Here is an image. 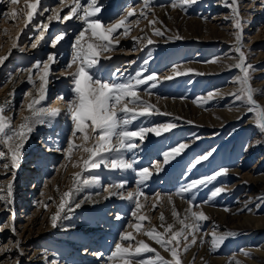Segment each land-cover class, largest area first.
<instances>
[{"label": "rangeland", "instance_id": "rangeland-1", "mask_svg": "<svg viewBox=\"0 0 264 264\" xmlns=\"http://www.w3.org/2000/svg\"><path fill=\"white\" fill-rule=\"evenodd\" d=\"M33 2L34 0H23L25 6H22V1L19 0L18 4H15L17 12L15 22L9 15L12 11L10 6L0 13V57L8 56L3 65H0V105L6 107L5 115L12 118L14 126H19L24 117L30 115L27 103L39 96L40 81L37 74L35 71L32 73L36 81L34 86L28 82V72L25 70L37 60L46 61L51 50L45 41H41L35 49L31 47V43L39 35L37 23L31 22L25 26L24 17L26 12L30 11L26 6ZM53 2L58 4L56 0ZM172 2L173 0H152L154 15L149 13L147 19L131 17L132 23L126 25L129 28L128 35H119L118 48L110 53H104L105 56L110 55L111 59L105 60L102 57L101 62L105 67L106 78L118 81H124L142 69L147 70L143 73L145 76L156 73L158 78L173 75L174 65L181 66V71L195 70L187 75L175 76L172 80L161 79L154 88L150 86L151 82L139 87L138 94L155 104L159 113L142 117L134 121L130 127L134 130L138 126L153 127L168 122L176 123L177 127L160 136L148 133L143 144L125 153V156L127 159L135 157L137 169L157 163L163 168L159 174L154 168L150 169L152 177L142 186L149 199L141 201L145 204L143 213L151 217V225L146 221L144 227L156 226L161 232L163 228H160V213H164L166 224L173 223L175 218L172 216V206L166 201L155 211L151 209V204L156 202L152 199L156 193L171 194L177 211L183 217L193 193H185L184 199L175 193L193 179L212 175L220 168L229 169L226 176H220L211 184L193 190L195 192L193 203L210 218L201 222L202 232L211 234L214 230L218 233L231 231L234 235L215 252L211 250L210 243L205 242L201 245L198 241L187 253L182 252V264H230V262L232 264L235 253L240 254V250H246L250 243L252 246H258L264 242L263 236L258 235V230L247 232L248 227L243 226L247 223L244 216L249 212L264 217V200L260 199L264 197V181L260 179L262 175L264 176V134L254 126L255 115L247 113L245 107L239 106L238 102L234 103L233 98L228 95L236 87L232 81L238 70L219 72L208 62L227 54L239 55L233 47L235 43L233 34L236 29L233 20L230 19L231 11L226 6V0H197V3L188 6L186 10L171 8ZM130 3L139 13L142 0H98V4L104 5L98 15L106 20H115L122 9L130 7ZM55 4L49 8H53ZM82 4H85V0H82ZM239 7L243 18L242 50L246 54L247 62L256 68L251 83L254 88L264 89V6H261V0H241ZM39 11L40 9H37V12ZM49 14L50 12L46 17ZM154 18L163 22L157 23L156 28L164 31L166 27L171 31H167L164 36L154 35L148 23ZM137 19L140 21L139 24L135 23ZM214 20L218 21L221 29L230 32L232 37L212 40L210 31L213 29L206 28V23ZM197 22L204 27V36L199 38L188 36V29ZM79 30H76L75 36ZM120 32H123V29ZM54 34L56 33L51 31L45 36V40ZM145 34L154 41L152 45H147L146 39L133 40V37H144ZM176 34L183 39H169ZM75 36L67 39V54L64 55L62 63V58L57 53L56 63L60 69L63 65L65 68L71 60L73 53L71 45ZM87 36L86 33V39ZM113 39L115 43L116 38ZM14 41L19 48H23V51L12 48ZM145 59L149 61L147 64L144 63ZM130 61L135 63L130 64ZM76 67L77 65L73 64L71 69L65 68L68 72L61 75L57 82H54L56 78L49 74L46 99L37 107H50L53 100L63 94L60 101L64 106L57 105L56 108L61 112L63 108H67L71 87V77L68 73L74 72ZM224 89L227 90L226 94L222 92ZM28 92H31L32 96H27ZM210 92H219L221 95L207 103H198L199 98L207 97ZM255 99L264 106V95H256ZM237 108L244 109L241 115L243 119L237 118L221 127L214 126L221 112L231 113ZM56 118L58 119L54 127H47L46 124L35 125L23 148L18 169L10 168L5 173L0 167V186L6 187L9 182L14 186L11 211L15 213L18 234L4 229L0 232V244L11 247V242L19 239L20 247L23 249V255L19 256L20 264H106V258L119 241V236L127 230L133 231L136 239L145 240L157 248L161 255L170 259V254L159 245L142 234L137 235L133 229L127 227L129 223L136 222L131 216L134 210L132 201L117 196L105 199L111 191L110 188L109 191H105V188L121 179H126L128 184L126 191L124 189L120 191L126 193L129 188L131 191L136 190L137 176L132 170H109L101 166L99 169L83 172L85 178L98 175L100 183L82 185L78 191H74L70 198L72 201L70 206L74 203H80L81 206L71 212L66 207L61 213L58 226L51 227L50 218L58 211L60 197L72 188L73 174L82 171L83 160L88 157V153L80 149L73 153L72 160L69 161L64 151L57 150L67 148L71 121L69 120L68 127L64 126L66 132L59 137L56 129L63 126V119L60 115ZM68 128L69 130H66ZM75 142L84 143L79 134ZM136 142L140 144L139 138ZM179 142L189 144V148L165 165L162 153L170 151ZM93 143V140H89L87 146L91 147ZM47 147L55 154L46 153ZM212 149H215V152L208 160L202 161L189 171L194 158ZM77 161L81 167H73ZM62 164L67 167H61ZM29 166L34 168L28 169ZM215 187H225L227 191L213 198L211 191ZM45 204L48 205L47 210ZM117 215L122 219L117 220ZM10 216V210L6 209L4 203H0V224L9 221ZM65 216L68 218L65 219ZM179 228L180 225L176 223L174 230ZM206 239L210 240V236ZM97 252L103 255L98 257L95 255ZM5 256L10 258L6 259ZM17 256V250L13 247L11 253H0V260H4V264H13ZM144 256L152 258L154 254L145 253Z\"/></svg>", "mask_w": 264, "mask_h": 264}, {"label": "snow or ice", "instance_id": "snow-or-ice-1", "mask_svg": "<svg viewBox=\"0 0 264 264\" xmlns=\"http://www.w3.org/2000/svg\"><path fill=\"white\" fill-rule=\"evenodd\" d=\"M241 0H226V6L231 11L230 19L234 22V40L233 45L235 52L238 56H228L224 59L232 60L233 63H226L225 70L237 69L238 74L233 78V83L236 85L234 90L228 95L233 98L234 103L238 102L239 106L246 108L247 113H253L256 117V126L262 134H264V106L258 103L255 99L256 95H264V89L254 88L251 81L253 79V73L256 68L253 64L247 62V57L243 49V18L240 14ZM12 5L17 3V0H10ZM60 4V8L42 7L41 0H34L33 3L28 4L26 7L30 11L26 12L24 17L27 23H30L36 16L38 7L40 8V15L50 12L46 17L47 22L44 20L37 21V30L39 32L38 37L31 43L33 49L37 48L41 41H45L52 48H56V45L65 39L67 30H63L59 33L50 36L45 40V31L49 28V24L53 21L64 23L68 20L75 19L81 22L80 30L75 36V39L71 45L73 53L70 62L65 65L66 69H71L73 64H76V70L69 72L71 77V87L69 89V99L67 101L66 116L71 121L70 137L67 141V148L57 150L64 151L65 156L69 161L72 160L73 153L80 149L88 153L87 159L83 160L82 171L73 174L72 188L66 191L60 197V203L58 205V211L54 213L50 218L51 227L56 228L58 221L61 219V213L65 208L71 212L75 208L81 206L80 203L72 204L71 197L74 191H78L80 186L89 184H99L100 177L93 175L88 178L83 176V172L90 169H99L103 166L109 170L128 171L132 170L137 179L136 190L123 192L121 189H125L128 181L121 179L119 182H113L105 191L109 192V196H117L120 199L132 201L134 203V210L131 212V216L135 219V223H129L128 228L134 230L139 235L142 234L152 240L156 245H159L161 249L170 254V259L165 258L157 250L152 247L145 240L136 239V235L133 231H123L119 236V241L115 243L113 250L108 254L106 258V264H182V252L187 253L191 247L197 245L198 241L202 245L205 242L210 243L211 250L216 251L220 246L230 237L234 235L233 232L228 231L224 233H218L215 230L209 234L202 232V223L209 220L208 215L193 203L195 192L193 190L200 187L207 186L215 181L220 176H226L229 172L227 168H220L212 175H207L199 179H193L187 185L182 186L176 193L181 199H184L185 193H193V197L189 198V207L184 210L183 217L175 207L173 196L171 194L161 195L156 193L152 198L155 203L151 204V209L155 211L158 206H162V202H167L172 206V216L175 218L173 223H165L164 213L161 212L159 219L161 221L160 228H163V232L158 231L156 226L144 227V223L147 221L151 225V217L143 213L145 204L141 201H148L149 197L143 191L142 186L151 179L152 171H163V168L157 164H150L148 167H142L137 169L135 167L137 160L135 157L127 159L125 153L139 148L145 140L148 133H152L155 136H160L165 132H169L177 127L174 122H168L153 127L138 126L136 129H132L130 126L132 123L142 117H150L159 113V109L155 104L150 103L148 100L143 99L138 94V89L141 85H148L151 82V87L154 88L161 79L172 80L175 76H183L188 73L194 72V69L180 70L179 65H174L172 68L173 75H168L162 78H158V74L150 73L145 76L143 73L147 71L142 69L137 71L134 76L124 80H110L105 76V67L101 62V58L105 60L111 59V56H105L104 53H110L116 50L119 46V35L127 36L129 28L127 24L132 23L131 17L139 16L142 19H147L149 13H153L152 0H142V7L139 13H137L135 7H128L122 9L121 13L115 20H106L104 17L99 16L104 5L98 4V0H85V4L81 3V0H72L71 5H66L64 0H57ZM197 3V0H173L171 8H180L186 10L188 6ZM69 7V11L61 16L60 12L64 7ZM261 6H264V0H261ZM9 15L13 18V22L17 17V12L12 10ZM139 19L135 23L139 24ZM149 26L152 28V32L156 36H164L167 31H171L165 27L164 31L156 28L157 23L163 24L158 18H154L148 21ZM123 29V32L120 30ZM143 31V30H141ZM86 33L88 34L86 39ZM115 43H114V39ZM146 39L147 45H152L154 41L150 36L145 34L144 37H133L134 41ZM169 39H183L182 36L176 34ZM146 45V46H147ZM12 48H19V45L14 41ZM23 51V48H19ZM11 49L9 50V55ZM8 59V56L0 57V65H3L4 61ZM57 62V53H49L46 61L37 60L34 64L25 71L28 72V82L35 86L36 81L33 79V71L37 74L40 84L38 88V98H32L27 103V109L30 115L24 117L23 122L19 126H14L12 118L5 115L6 107L0 105V167L5 170L10 168L18 169L21 163L22 151L25 143L30 138V134L34 130L35 125L44 124L59 116L61 110L58 108H51L38 105L42 104V101L46 99V86L48 83V77L50 73V66ZM149 61L145 59L144 63ZM210 63L222 62L221 58H214ZM130 64L135 61H130ZM118 71V70H117ZM203 75V73H197ZM115 75V73H113ZM121 75H123L121 73ZM27 96H32L31 92L26 93ZM221 95L219 92L208 93L207 97L199 98L198 103H207V101L214 99L216 96ZM59 99H63L61 94ZM231 110V108H230ZM237 110H239L237 108ZM167 115V113H164ZM243 119V116L238 117ZM191 123V121H189ZM83 139V144H77L75 138ZM139 138L140 144H137L136 140ZM198 139V138H197ZM93 140L94 143L91 147L87 146V142ZM189 148V144L179 142L176 146H173L170 151H164L162 153L164 164H168L171 159H175L181 155L184 150ZM6 149V150H5ZM215 149L208 151L205 154H201L194 158V162L191 163V168H195L202 161H206L213 155ZM66 168L67 165H61ZM73 167H81L79 161L73 164ZM14 180V172H13ZM57 190L58 187H57ZM225 187H215L211 191V196L214 198L221 193L226 192ZM13 192L14 186L12 182H9L6 187L0 186V203H4L6 209L10 210V220L0 224V232L4 229H8L13 234L18 235L15 227V213L11 211V205L13 204ZM53 199V198H49ZM260 199L264 200V197ZM47 210L48 205H44ZM196 209V210H194ZM229 211V209H225ZM65 219L68 217L65 216ZM117 220L122 219L120 215H117ZM178 223L180 228L174 230L175 224ZM210 236V240L206 238ZM12 246H4L0 244V253H11L14 247L17 250L18 256L13 261V264H20L19 256L23 255V249L20 247L21 241L19 239L11 242ZM243 255L250 256L251 253L243 249L240 250ZM145 253H152L154 257L146 258ZM95 255L102 256L103 253L97 252ZM6 259L10 258L5 256ZM0 264H4V260H0ZM231 264V262H230ZM234 264H242L240 261H235Z\"/></svg>", "mask_w": 264, "mask_h": 264}, {"label": "bare ground", "instance_id": "bare-ground-1", "mask_svg": "<svg viewBox=\"0 0 264 264\" xmlns=\"http://www.w3.org/2000/svg\"><path fill=\"white\" fill-rule=\"evenodd\" d=\"M18 1L17 0V4H18ZM22 3L21 5L22 6H25L24 3H23V0H21ZM55 0H41V5H44V7H48L51 6V5H54L55 3L53 2ZM57 1V0H56ZM64 3L66 5H71L72 3V0H64ZM81 3H82V0H81ZM11 7L12 10H15L16 11V7L15 5H12L10 3V0H0V13L2 12L3 9H5L6 7ZM56 6V7H55ZM55 8H60V4H55ZM131 7V3L129 5ZM141 7V6H140ZM24 8V7H23ZM38 9H40L38 7ZM51 9V8H49ZM256 9V8H255ZM69 11V7H64L63 10L60 12V15L63 16L65 15L67 12ZM252 11V10H251ZM48 12L44 13L43 16L40 15V11L36 13V16L34 17V19L31 21L33 23H37L38 20H45V17L47 15ZM255 13V12H254ZM247 14H249L247 12ZM251 15V14H250ZM30 22V23H31ZM194 26H192L191 28L188 29V33L187 35L188 36H192L193 38H199L201 36H204V27L201 26V24L199 22L193 24ZM81 27V22L80 21H76L75 19H71V20H68L64 23H59V22H56V21H53L49 24V28L45 31L44 35L46 36L48 33H50L51 31H53V33H59L63 30H67V35L65 36V39L63 41H60L57 45H56V48H52L50 46V53H58L60 54L62 60H61V63L64 59V55H66L67 53V50H66V45L68 43V38H72L73 36H75L74 34L76 33V30L77 29H80ZM206 28H210V29H213V31H210L212 32L211 34V39L212 40H215L217 38H230L232 36H230V32L228 31H224L223 29H221L218 25V21L217 20H214V21H211L209 23H206ZM58 31H55L57 30ZM70 29V30H69ZM204 29V30H203ZM216 32V33H215ZM148 33H150V31H148ZM67 41V42H66ZM228 55V54H227ZM59 56V57H60ZM229 56V55H228ZM231 56V55H230ZM226 57V55H225ZM225 57H222L221 60L222 62H218V63H211L210 66H214V69L218 70L219 72H224L226 71L225 70V64L228 63L230 64L232 60H228V59H224ZM63 65V64H62ZM188 66V65H187ZM50 73L51 75H53L56 79L54 80V82H57L60 78L61 75H63L64 73H67L68 71L65 70L64 68V65L62 66V68L60 69V66L57 65V63H53L51 64L50 66ZM49 73V74H50ZM59 78V79H58ZM234 86V85H233ZM233 88V87H231ZM222 92H224L225 94L227 93V90L224 89L222 90ZM229 92V90H228ZM54 102H52L51 104V108H56L57 105L59 106H64L60 99H55L53 100ZM165 101H168V100H165ZM65 104V103H64ZM66 109L67 108H63L60 116L61 118L63 119L62 122H63V126H60L58 129H56V132L59 133L57 136L61 137L63 136L64 131V126L65 128L68 127L69 125V119L67 118L66 116ZM239 109V108H238ZM244 110V109H243ZM242 109L240 110H237V109H234L233 112L231 113H224V112H221L218 116V118L216 119V123L214 124V126H223V125H226L227 123L231 122L232 120H236L238 117H240L241 115H243L244 111ZM57 119L58 118H53L50 123L46 122L44 123L43 125L46 124L47 127H54V125H56L57 123ZM66 130H69L66 129ZM48 149V150H47ZM46 153H53L55 154V152H53L52 149H50L49 147L46 148ZM34 168V167H33ZM32 167H28V169H33ZM263 181H264V176L262 175L261 178ZM264 185V184H263ZM264 188V186H263ZM125 190V189H124ZM132 189L129 188L128 189V192L131 191ZM123 191V190H122ZM126 191V190H125ZM123 191V192H125ZM212 209H205V211H211ZM214 210V209H213ZM245 217V221L247 223L243 224V226L245 227H248V229L246 230L247 232L248 231H251V230H254V231H259L258 232V235L260 234L261 236H263L264 238V217L260 216V215H256L255 213L253 212H249V214L247 216H244ZM242 225V224H241ZM253 239V238H252ZM248 248L245 250V251H248L251 253L250 256H245L243 255V253L241 252L240 254H236L233 255V262L232 264H234L235 261H240L242 262V264H264V242L258 246H252L251 243L247 246Z\"/></svg>", "mask_w": 264, "mask_h": 264}]
</instances>
